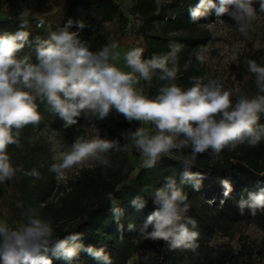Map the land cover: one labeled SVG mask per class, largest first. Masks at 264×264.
Instances as JSON below:
<instances>
[{"label":"clouds","instance_id":"clouds-1","mask_svg":"<svg viewBox=\"0 0 264 264\" xmlns=\"http://www.w3.org/2000/svg\"><path fill=\"white\" fill-rule=\"evenodd\" d=\"M210 11L216 17L227 15L243 36L258 18L253 0H198L189 9L190 21L198 22ZM259 13H264V0H259ZM72 27L73 21L68 20L47 38H37L35 63L29 56L20 55L31 43L24 25L15 33L0 35V183L12 179L17 171L7 153L9 145L19 146L20 130L41 121L37 101L46 104L65 128L77 124L80 118L105 120L113 112L130 123L153 125L154 134H146L141 127L128 133L131 147L143 158V166L152 168L162 157L190 149L181 159L180 178L181 183L190 182L196 190L203 179L199 171H192L199 155L211 149L212 158H217L226 148L234 151L243 144L254 147L264 140V124H258L259 114L264 113V65L247 61L257 89L252 96L239 90L233 93L217 80L205 83L201 78H195L185 89L175 83L181 45L170 44L169 52L147 59L141 48H131L124 54L131 71L125 72L111 62L120 56L117 42L92 51L80 39L79 31H70ZM76 27L82 30L85 24L77 22ZM197 59L203 57L198 54ZM154 77L166 83L151 98L137 86L141 80L150 84ZM120 147L116 139H76L50 171L60 173L88 162L111 167L106 154ZM29 174L39 175L35 170ZM221 185L223 196L228 197L232 184L225 179ZM187 199L176 178L165 177L164 185L152 194L156 207L144 219L140 234L147 240L163 241L170 250H195L199 232L197 221L186 216ZM107 200L118 230L123 231V209L111 193ZM147 205L139 196L131 200L138 212ZM238 208L252 215L264 211V183L258 181L256 190L248 191L246 198L238 201ZM128 230H134V226L128 225ZM82 252L98 264H111L104 248L85 245L79 233L55 238L52 222L39 214H30L15 228L0 222V264H54L53 258L73 264Z\"/></svg>","mask_w":264,"mask_h":264},{"label":"trees","instance_id":"trees-1","mask_svg":"<svg viewBox=\"0 0 264 264\" xmlns=\"http://www.w3.org/2000/svg\"><path fill=\"white\" fill-rule=\"evenodd\" d=\"M42 0H21L23 5L37 4ZM4 0H0V5ZM198 0H175L174 2L157 3V0H135L133 11L138 19V35L145 50L143 58H150L153 54H164L170 51V44L182 46L177 56V79L175 83L187 89L195 78H201L207 82L206 72L202 63L197 59V49L206 46L213 41L212 32L206 27L217 17L214 11L198 22H191L189 9L194 7ZM83 11H92L91 24H85L80 30L76 27L80 22ZM117 19L126 24L127 17L123 13L120 4L116 0H69L62 15L59 25L52 26L53 31L61 29L68 20L73 21L70 31H79L81 40L87 43L92 51L99 50L106 42H102L93 29V23L102 24ZM22 25L24 30L30 33V44H36L38 32L30 30L25 22L17 18H0V35L15 33ZM33 63L36 62V54L26 53ZM264 59V51L261 52ZM252 60L259 61L258 56H252ZM264 65V60L261 62ZM166 83L153 78L151 83L145 82V88L149 97H154L159 87ZM242 94L255 95L257 89L243 90ZM38 103V111L41 121L38 125H27L20 130L19 146L9 145L7 153L10 161L18 157L21 165V188L24 194L23 203L35 207L39 199H45L54 187L51 177L43 179L46 168L40 163L49 155L47 145L36 136V131L42 127H50L70 139H82V119L69 128L63 126V121L53 113L46 104ZM258 124H264V113L259 114ZM135 131L134 127L126 120L114 121L107 128L109 140L119 141L120 150H110L108 159L111 167L105 168L96 165L92 168H82L77 177L71 182V188L60 197V204L54 213L55 221L62 224L55 225L54 237L63 238L69 233H79L85 245L96 248H104L110 258L111 264H126L132 253L139 248L140 226L146 216L156 207L151 200L156 188L162 187L165 177L174 176L177 186L182 188L187 195L189 210L187 217L197 221L196 230L199 232L198 247L195 250L176 249L170 250L163 241H159V252L153 262L147 264H242L245 257L251 258L257 253L258 258L264 259V240L257 250L248 249L244 244L238 250L232 246L212 245L211 238L216 233L232 235L234 227L243 223H253L264 229V211L257 210L252 215L247 209L241 213L238 201L246 198L248 191L257 188V182L264 183V140L256 146L247 144L238 146L234 151L224 149L219 157L212 158L211 149L199 155L192 168L193 172L199 171L202 176L201 187L196 190L192 183H181L180 173L183 171L181 159L190 152L184 149L183 153L174 152L171 156L162 157L154 167L140 166L136 174L125 184L122 180L133 170L128 155L123 146L128 145L133 155L136 151L131 147L128 133ZM35 170L39 175H30ZM229 180L233 191L228 197L223 196L224 189L221 181ZM111 193L123 209L120 224L123 231L118 230L107 195ZM142 197L148 202L143 211H136L131 206V200ZM46 219L44 214L40 216ZM73 223L66 225V221ZM70 222V221H69ZM133 225L134 230L129 231L128 225ZM248 250L246 255L244 251ZM256 251V252H255ZM54 264H65L63 260L53 258ZM73 264H98L91 256L81 253Z\"/></svg>","mask_w":264,"mask_h":264},{"label":"rangeland","instance_id":"rangeland-1","mask_svg":"<svg viewBox=\"0 0 264 264\" xmlns=\"http://www.w3.org/2000/svg\"><path fill=\"white\" fill-rule=\"evenodd\" d=\"M69 0H42L32 5H23L21 0H4L0 5V18H17L25 22L30 30L38 32V38H47L52 30V26L59 25L62 15L65 11ZM127 17L126 24L120 23L117 19L102 24L93 23L95 34L102 42H117L119 45L117 51L120 56L111 61L122 71L129 72L124 59V54L131 48H141L145 46L138 35V19L133 11L135 0H116ZM175 0H157V3L174 2ZM254 6L258 11V18L253 22V27L247 36L241 35L235 27L234 22L227 16L217 17L206 27L212 32L214 39L206 46L199 47L197 53L203 57L201 61L203 69L206 72L208 80H217L225 90L233 93L236 90L251 91L254 89V76L248 71L247 61L253 55L259 57L258 64H261V52L264 51V13H259V0H253ZM93 18L92 11H83L80 15V22L91 24ZM41 23L38 25V23ZM42 25V26H41ZM36 44H30L25 47L24 51L29 54H36ZM139 90L147 95L145 81L141 80L137 86ZM155 97V96H154ZM151 97V98H154ZM235 98V96L233 97ZM125 120L122 115L113 112L105 120L82 119L81 128L83 130L82 140H90L96 137L108 139L107 128L114 121ZM127 121V120H126ZM130 123V122H129ZM132 127H141L146 134H154L155 128L151 124H140L133 121ZM36 136L42 140L48 147L49 155L40 165L46 168L43 179L51 177L54 181V187L47 194L45 199H39L36 205V214H44L46 219L52 222L53 228L58 221H55L54 213L60 204V197L68 192L71 188V182L75 180L78 172L82 168L95 167V162H88L84 165H78L70 169L63 170L60 173L50 171L53 164L59 163L63 154L70 151L72 144L76 139H70L63 136L59 131L50 127L39 128ZM126 146V147H125ZM123 146V150L128 155L133 170L128 173L122 180V184L127 183L137 172L138 168L143 165L141 154L136 151L133 155L128 145ZM108 157V153L106 154ZM16 168L15 176L0 183V222H7L9 226L15 228L21 223H25L30 214H33L35 207L28 203H23L24 194L21 188V161L15 157L11 161ZM70 221V222H69ZM64 223L70 225L73 220ZM63 223L62 221L58 222ZM264 240V229L259 228L253 223H243L234 227L232 235H222L216 233L211 238L212 245L232 246L238 250L241 244L248 249L257 250L261 241ZM139 248L134 251L126 264H147L153 262L159 252V241L147 240L140 237ZM248 254V250L244 251ZM256 252V251H255ZM242 264H264V259H259L257 253L251 258L245 257Z\"/></svg>","mask_w":264,"mask_h":264},{"label":"built area","instance_id":"built-area-1","mask_svg":"<svg viewBox=\"0 0 264 264\" xmlns=\"http://www.w3.org/2000/svg\"><path fill=\"white\" fill-rule=\"evenodd\" d=\"M41 23L39 22L38 25H40Z\"/></svg>","mask_w":264,"mask_h":264}]
</instances>
